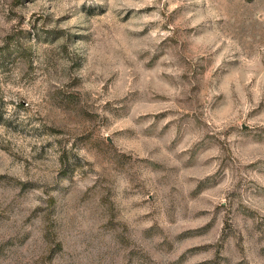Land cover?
<instances>
[{"label":"rangeland","instance_id":"obj_1","mask_svg":"<svg viewBox=\"0 0 264 264\" xmlns=\"http://www.w3.org/2000/svg\"><path fill=\"white\" fill-rule=\"evenodd\" d=\"M0 264H264V0H0Z\"/></svg>","mask_w":264,"mask_h":264}]
</instances>
